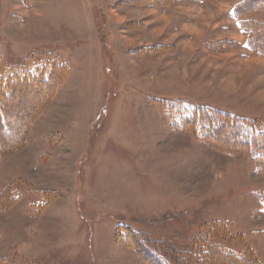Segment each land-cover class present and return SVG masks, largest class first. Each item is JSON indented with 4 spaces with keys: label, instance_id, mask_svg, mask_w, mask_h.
Masks as SVG:
<instances>
[{
    "label": "rangeland",
    "instance_id": "obj_1",
    "mask_svg": "<svg viewBox=\"0 0 264 264\" xmlns=\"http://www.w3.org/2000/svg\"><path fill=\"white\" fill-rule=\"evenodd\" d=\"M244 1L0 0V90L9 70L62 73L8 101L0 264H152L146 247L186 264L203 242L264 264V155L181 130L200 105L264 132Z\"/></svg>",
    "mask_w": 264,
    "mask_h": 264
},
{
    "label": "trees",
    "instance_id": "obj_2",
    "mask_svg": "<svg viewBox=\"0 0 264 264\" xmlns=\"http://www.w3.org/2000/svg\"><path fill=\"white\" fill-rule=\"evenodd\" d=\"M256 2L258 4H256ZM252 4L255 5L252 6ZM262 4L264 5V0H245L234 8V13L239 21L241 29L245 31V33H248L246 42L247 47L260 54H264V23H254V21L248 19L247 16H249L250 12L253 10L264 8ZM262 10L264 12V9ZM55 69L54 65L49 68H44L38 76H32L22 72L16 73V71L12 70L8 71L12 76L7 79L3 89L0 90V96L3 98L1 99L0 97V147L5 151L11 147L19 146V144L15 145V143L12 142L8 143V139L11 135V122L7 120L6 112H8L7 109L12 104V102L8 101L14 94L22 93L26 90L29 84L40 83L49 88V84L54 81L55 78H60L59 76L62 75L61 70L58 71V73ZM38 107L40 108L41 106ZM195 107L196 108H193L195 109L194 112L203 113L207 111L211 116L207 113L204 119L199 118L196 122H186V124L181 127V130L189 129L191 126H200L201 133H199V137L203 139L209 138L211 134H215L216 136L221 134V136H224L226 131L227 133L229 131L234 140L231 141L226 139V141H231L239 146H243L242 148L254 154L256 159H260V157L264 155V132L259 129L258 124L250 120L240 119L227 111L200 105ZM14 123L17 122L14 121ZM29 124L30 123L27 122L26 128H29ZM146 250H150L149 252L151 254L148 257L153 262L152 264H174L173 260L170 258L171 256L169 257L167 253L162 252L161 249L146 247ZM171 250L170 248V251ZM187 254L193 258V261L185 262L186 264H256L251 254L236 258L235 254L224 253V251L219 247L217 248V246L208 247L206 242H203L199 249L197 247L188 248ZM198 256H200V259Z\"/></svg>",
    "mask_w": 264,
    "mask_h": 264
},
{
    "label": "crops",
    "instance_id": "obj_3",
    "mask_svg": "<svg viewBox=\"0 0 264 264\" xmlns=\"http://www.w3.org/2000/svg\"><path fill=\"white\" fill-rule=\"evenodd\" d=\"M166 21H169L168 19L166 20ZM189 29V32H192V33H194V34H196L198 37L200 36H202V32L200 31V30H198L197 28H192V27H189L188 28ZM241 37V36H240ZM187 44V46L188 45H191L192 46V44H190L189 42H186ZM190 46V47H191ZM257 60H253V61H247L248 63H249V66H247L248 67V70L249 71H251V70H253V68H252V64H253V62H256ZM244 65H245V63H244ZM252 68V69H251ZM247 70V71H248ZM228 83H229V85H230V87H231V89H228V91L229 90H231V91H234L236 88L233 86V80H231V81H228ZM256 84H259V85H261V84H263L264 85V77L263 78H260V79H257L256 80ZM260 92H262V91H260ZM256 99L258 100H264V98L263 99H260L259 97H258V94H257V96H256ZM201 105H202V103H200Z\"/></svg>",
    "mask_w": 264,
    "mask_h": 264
},
{
    "label": "bare ground",
    "instance_id": "obj_4",
    "mask_svg": "<svg viewBox=\"0 0 264 264\" xmlns=\"http://www.w3.org/2000/svg\"><path fill=\"white\" fill-rule=\"evenodd\" d=\"M259 98H260V99H263V98H264V93L261 94V95H259Z\"/></svg>",
    "mask_w": 264,
    "mask_h": 264
}]
</instances>
